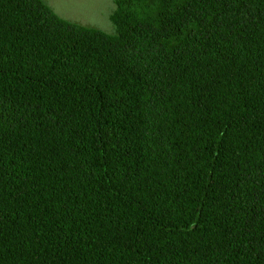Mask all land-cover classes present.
Here are the masks:
<instances>
[{
    "label": "trees",
    "instance_id": "1",
    "mask_svg": "<svg viewBox=\"0 0 264 264\" xmlns=\"http://www.w3.org/2000/svg\"><path fill=\"white\" fill-rule=\"evenodd\" d=\"M113 4L0 0V264H264V0Z\"/></svg>",
    "mask_w": 264,
    "mask_h": 264
},
{
    "label": "rangeland",
    "instance_id": "2",
    "mask_svg": "<svg viewBox=\"0 0 264 264\" xmlns=\"http://www.w3.org/2000/svg\"><path fill=\"white\" fill-rule=\"evenodd\" d=\"M60 17L86 26L113 32L109 16L113 0H43Z\"/></svg>",
    "mask_w": 264,
    "mask_h": 264
}]
</instances>
